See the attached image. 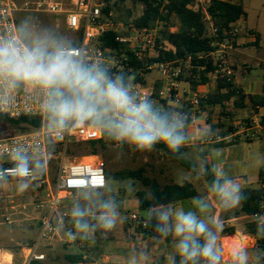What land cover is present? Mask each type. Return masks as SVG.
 <instances>
[{"label":"clouds","instance_id":"1","mask_svg":"<svg viewBox=\"0 0 264 264\" xmlns=\"http://www.w3.org/2000/svg\"><path fill=\"white\" fill-rule=\"evenodd\" d=\"M134 78L88 63L74 51L71 40L29 19L18 25L15 37H0V81L11 89L32 83L43 91L41 107L52 135L60 137L87 124L120 147L144 152L163 145L178 158L188 139L185 114L138 92L132 85ZM13 163L10 170L0 169V187L15 180L17 191L23 193L41 164L20 148L13 154ZM211 175L208 192L216 204L225 212L242 206L247 197L239 178L218 164L212 166ZM72 216L76 232L67 233L68 239L87 240L97 230L115 229L120 211L109 198L95 204L94 223L86 219L89 209L79 204ZM212 216V201L201 195L192 197L187 206L157 205L146 213L158 239L173 241L168 264H225L219 246L221 226ZM255 223L257 236L264 239V214L258 215ZM229 264H264V250L236 246L229 254Z\"/></svg>","mask_w":264,"mask_h":264},{"label":"rangeland","instance_id":"2","mask_svg":"<svg viewBox=\"0 0 264 264\" xmlns=\"http://www.w3.org/2000/svg\"><path fill=\"white\" fill-rule=\"evenodd\" d=\"M40 1L42 0H17L20 7H23L25 3L29 4L28 9L24 7V10L16 14L18 24L25 19H29L38 26L50 28L57 34L68 38L73 46L79 44L81 34L66 30L62 16L52 15L39 9L37 3ZM57 1L62 2L68 8L72 7V0ZM232 1L243 2L248 14V25L256 28L261 34V44L249 43L242 47L245 51H249L246 59L239 58L238 62L234 64L231 58L238 80L242 81L244 78L243 72L250 70V73L243 79V83L247 84L251 91L257 93L264 83V0ZM99 2L105 9L108 1L99 0ZM110 3L114 5V9L108 14L104 13L106 18L113 23L121 22L126 27L133 24L132 22L138 19L144 11V4L141 0H110ZM164 4H167V2L165 1ZM205 23L206 33L209 36V23L206 20ZM173 24L175 26L174 30L178 29L175 18L172 23L157 22L156 26L160 31L164 28V25L170 27ZM93 44L94 46H100L99 41H95ZM260 46L261 49L259 50ZM122 55L126 54L117 52V56L124 59L125 56ZM172 62L175 65L183 66V59ZM121 72L122 75L125 73L133 75L135 78L132 85L139 82L147 96L158 91L163 85L162 76L157 69L141 70L125 65ZM153 101L160 104L158 100ZM169 106L174 111L181 105L169 104ZM233 115L236 117L237 112H234ZM253 116H242L240 119L235 118V121L239 122ZM234 123L231 126L232 129H234ZM15 128L17 127L8 121H0V138L35 130L30 126H24L23 130H16ZM231 147L229 160L224 158L221 151H215L213 147H209L208 150L212 153L214 151L213 158L216 164L235 177L242 176L249 182H253L252 186L256 187L257 172L259 168L264 166V141L258 139L252 143L241 142ZM93 149L87 142L72 143L68 149V161L74 157L85 158L92 155L103 158L109 174L108 188L101 191L85 190L71 194L62 193V200L59 204V217L63 219L66 225L73 227L76 232L72 216V210L76 205L79 204L82 208H88L89 216L86 219L89 223H94L95 204L98 200L111 198L115 200L120 211V220L117 227L107 232L97 230L91 233L87 240L78 237L76 241L80 244V251L68 244L67 233L64 228H60L53 238L42 243L40 250L45 253L46 260L40 264H72L69 257L81 252L87 254L88 258L76 264H156L166 253L164 250L167 247L164 246H170L173 241L171 238L160 240L158 237L143 234L140 230L131 227L129 215L133 212L142 214L139 209V192H149L150 188V186L145 185L144 178L157 181L161 186L182 183L183 173L186 174L188 169L172 157L167 149L159 146H155L151 151L141 152L128 146L120 147L107 140L104 147L97 145V154L93 153ZM181 149L180 157L183 158V148L181 147ZM38 161L41 164L38 171L43 172V175L37 174L36 180L30 181V187L26 191L23 193L18 192L15 180L9 181L6 186L0 187V248L15 253L17 257H19L18 255L24 246L32 244L38 239L42 219L49 213V201L55 192L60 159L51 152L47 164L41 160ZM139 173L140 177L137 176ZM149 196H151L150 193ZM188 204L185 203L184 205L187 206ZM246 231L247 227H245ZM128 244V248H123L124 246L127 247ZM224 245H226V242H224ZM169 249L171 250H168V255L173 251V248L169 247ZM226 249L229 251V248L226 247ZM227 250L225 256L227 254L229 256L231 253V250L229 252Z\"/></svg>","mask_w":264,"mask_h":264},{"label":"built area","instance_id":"3","mask_svg":"<svg viewBox=\"0 0 264 264\" xmlns=\"http://www.w3.org/2000/svg\"><path fill=\"white\" fill-rule=\"evenodd\" d=\"M38 8L52 15L64 18V27L68 31L81 34L79 44L73 46L74 51L83 57L88 63H99L106 67L110 73L122 74L121 70L129 65L128 55L123 58L117 56L115 50L94 46V42L109 32L116 36V42L125 45L138 60H146L144 68L157 69L163 79L160 89L161 99L169 104L181 105L175 112L184 113L186 116L185 127L188 128L194 121L195 115L202 112V102L208 96L201 92L193 91L191 86L182 89L183 85H190L189 77L196 78L193 73L197 69L193 64L191 56L183 60L182 65L174 62L160 61L147 62L155 58L160 52H169L171 45L167 41H159V29L154 27H138L134 24L125 26L123 23H113L108 20L103 12V5L99 0H72V7H66L57 0H42L37 3ZM29 4L20 7L17 0H0V37H15L18 27L16 14ZM195 11L205 13V20L209 23V37L213 40L215 50L205 55L210 58L215 66L212 73L216 78H222L235 85V71L231 63L230 51L233 49L235 39L240 35V29L234 25L229 31H225V38L221 39L218 27L212 22L207 11L199 8L195 3L190 4ZM121 56V57H122ZM203 56H200L202 58ZM188 75V77H186ZM182 79V81H181ZM30 89H11L8 84L0 81V117L6 116L13 119L21 117L37 118L42 122L40 129L20 133L7 138H0V169L10 170L14 167L13 154L20 148L23 149L33 161L41 160L47 164L50 158V143H55L59 151L54 152L60 159L59 172L55 185V192L49 201V213L42 219L38 239L32 244L26 245L17 255L11 251L0 248V264H33L42 263L46 255L40 250L42 243L53 238L60 228L66 233L74 232V228L65 224L59 217V204L62 200L61 194H71L85 190L99 191L108 186L106 163L98 155L85 158L74 157L68 161V149L72 143L90 142L102 139V137L87 124L78 125L71 133L64 132L60 137L51 134L47 127L48 117L42 110L41 104L44 98L43 91L30 83ZM134 89L143 95L144 89L138 82L133 84ZM153 93L148 97L152 98ZM147 96V95H146ZM190 121V122H188ZM264 141V114H255L252 118L234 123V129L225 137L219 133H209L204 141L207 143L231 141ZM91 158L92 160H87ZM5 159V160H3ZM37 178V172L30 177V181ZM264 180V168L260 177ZM12 181V180H10ZM264 185L260 183V188ZM264 214V202L259 210L253 215L255 223L258 215ZM130 226L140 231L149 229V222L140 212L129 215ZM256 225V223H255ZM257 236V235H256ZM258 239H261L257 236ZM68 244L80 251V244L71 241L67 237ZM45 245V244H44ZM82 253V252H81ZM84 254V259L88 255Z\"/></svg>","mask_w":264,"mask_h":264},{"label":"trees","instance_id":"4","mask_svg":"<svg viewBox=\"0 0 264 264\" xmlns=\"http://www.w3.org/2000/svg\"><path fill=\"white\" fill-rule=\"evenodd\" d=\"M107 1L108 4L105 9H103V12L108 14L114 9V5L110 3V0ZM165 1L167 4H164ZM193 1L194 0H141L144 4V11L142 15L132 23L138 27L144 28L154 27L157 22L165 24L172 23L174 18L177 20L178 29L174 30L175 26L173 24L170 27L164 25V28L159 31V41L169 42L171 50L169 52L158 53L155 58L148 62H172L178 59L185 60L187 57L191 56L193 64L197 69H194L193 71L196 78H190L189 81L192 88L195 90L199 85L208 83L210 81L209 74L215 71V66L213 65L212 60L210 58H205V55L214 51L215 47L212 45L213 40L207 36L206 33L205 14L202 11H195L190 7V4ZM207 13L212 22L218 27L221 39L225 38V31H229L239 20L247 16L241 3L227 0H210V4L207 7ZM98 41L103 48L115 50L116 52L128 55L129 65L131 67H134L135 69L144 68L146 60L136 59L129 48L116 42V36L113 32H109L100 37ZM200 56L203 57L200 58ZM216 83V91L211 94L208 99L202 102L203 108L204 106H214L216 104L225 105L226 102H229L234 97L236 98L235 104L237 107H245L246 100L253 107H264V95L244 96L241 91L235 87L234 83H229L222 78H217ZM160 89L153 93L152 98L158 100L161 105L172 111L168 102L161 99ZM0 121H8L14 126L18 125L19 127L15 128L16 130H23L24 126H30L34 129H40L42 127L41 120L37 118L21 117L19 119H13L1 116ZM106 141L107 139L102 138L87 143L94 148L93 153L97 154V145L104 147ZM157 146L165 148L163 145ZM49 148L53 153L59 151V147L55 143H50ZM170 155L176 158L182 166L188 169L192 168V165L180 156L177 158L172 154ZM211 168L212 166H207V171L205 172V179L208 184L212 179ZM36 172L37 174L43 175V172ZM107 176L109 185L108 172ZM137 176L140 177V173L137 174ZM143 180L145 185L150 186L149 192H139V209L144 217H146V213L150 208L155 209L157 205L163 206L169 203H179L197 196L196 190L188 182L182 185L170 184L161 186L157 181H151L147 178H144ZM260 183L264 185V180L261 181L260 179ZM244 190L247 199L242 204V211L249 217H253V215L259 210L260 205L264 202V187L257 189L247 188ZM149 193L151 196H149ZM248 231L252 235H257L254 222L248 224ZM141 232H143V234H150L158 237L151 225L149 226V229ZM258 244L259 249L264 250V239H258ZM69 258L72 260V264L81 263L84 259V254L78 253Z\"/></svg>","mask_w":264,"mask_h":264},{"label":"crops","instance_id":"5","mask_svg":"<svg viewBox=\"0 0 264 264\" xmlns=\"http://www.w3.org/2000/svg\"><path fill=\"white\" fill-rule=\"evenodd\" d=\"M227 1H232V0H227ZM192 3H195L199 8L201 9L203 8L204 11H207V7L210 4V0H194ZM239 3H241L244 7L242 1H239ZM62 19L64 21V18ZM247 19H248V14L245 18L239 20L238 23H236V26L240 29L241 34L238 35L237 38L235 39L234 46L231 51V58L234 64L238 62L239 58L246 59L248 57L249 51H245L244 49H242V47L245 44H249V43L261 44V34L258 32L256 28H253L248 25ZM260 49L261 46L259 47V50ZM247 68L250 69L249 66H247ZM243 73H244L243 77L245 78L250 73V70L249 71L245 70ZM209 78L210 81L208 83L199 85L195 90L192 88L191 84L190 85L184 84L183 86L184 88H188V86H191L190 88H192L193 91L201 92L209 97L211 94H213L216 91V87H217V83H216L217 78L213 76L212 73L209 74ZM243 79L242 81L238 80L237 74L235 72V87L239 89L244 96L264 95L263 92L264 83L261 86L260 91L256 93L251 91L247 86V84L243 83ZM30 88H31L30 83H24L21 84L19 87H17V89L19 90L30 89ZM235 100L236 98L234 97L229 102H226L225 105L216 104L214 106H204V108H202L203 111L195 115V119L193 123L184 131L188 139L186 143L182 146L183 159L189 162L192 165V168L188 169L183 166L184 168L188 169V171H186V174L183 173L184 176L183 182L175 183L182 185L188 182L196 190L197 195L207 196L209 200L212 201V212H213L212 219L214 222H219L221 226L219 246L223 249L225 264H229V256L228 254L227 256H225L227 249L226 246L224 245V241L234 236L237 233H240L242 236L246 237L248 240L251 241V243L245 247H248L252 250L259 249L257 236L252 235L248 231V224L253 223L252 217H249L242 211V206L231 211H227V212L223 211L216 204L215 200L211 197V194L208 192V183L206 182L205 179L206 167L213 166L214 164H216L213 158L214 151L212 153L210 150H208L209 147H213L215 151H221V154L224 155V158L226 160H229L230 157L229 155L231 154L230 148H232L231 146L237 145L241 142H248V143L253 142V141L225 140L222 142L207 143L204 141L206 135L213 132V133H219L227 137L233 130L231 126L234 122H236L235 118L240 119V117L242 116L264 114V107H260V106L253 107L251 104L248 103L247 100L245 102V107H237L235 104ZM234 112H237L236 117L233 115ZM263 168L264 166H262V168H259L257 172L256 187L252 186V184H254L253 182H249L247 179H244L242 176H237L240 182L242 183L244 189L259 188L260 177ZM190 200L191 199L181 201L177 204L184 205L185 203H189ZM245 227H247L246 232H245ZM128 247L129 244L127 245V247L124 246L123 248H128ZM164 247H167L164 250L167 253L168 250H171L169 249V247L173 248V243L171 242L170 246H164ZM166 253L163 257H161L159 261H157L156 264H168L169 255L168 253L167 254ZM140 264H146V263H140Z\"/></svg>","mask_w":264,"mask_h":264},{"label":"bare ground","instance_id":"6","mask_svg":"<svg viewBox=\"0 0 264 264\" xmlns=\"http://www.w3.org/2000/svg\"><path fill=\"white\" fill-rule=\"evenodd\" d=\"M226 247L229 248V251L238 246V247H245L248 243H251L246 237L242 236L240 233L235 234L234 236L226 239ZM228 251V250H227ZM228 251V252H229Z\"/></svg>","mask_w":264,"mask_h":264},{"label":"water","instance_id":"7","mask_svg":"<svg viewBox=\"0 0 264 264\" xmlns=\"http://www.w3.org/2000/svg\"><path fill=\"white\" fill-rule=\"evenodd\" d=\"M17 128L19 127L18 125H15Z\"/></svg>","mask_w":264,"mask_h":264}]
</instances>
